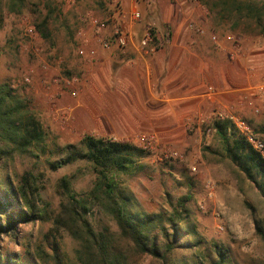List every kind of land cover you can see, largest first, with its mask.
<instances>
[{
	"label": "rangeland",
	"instance_id": "obj_1",
	"mask_svg": "<svg viewBox=\"0 0 264 264\" xmlns=\"http://www.w3.org/2000/svg\"><path fill=\"white\" fill-rule=\"evenodd\" d=\"M135 2L143 6L137 10L139 21L131 20L134 10L124 9L121 0H0V86L7 85L25 109L35 113L44 132L39 149L15 155L0 167L1 186L7 189L19 185L23 175L30 176L37 189V209L44 216L20 228V242L10 251L22 264H88L90 252L83 247V231L72 209L93 231L111 239L117 235L115 223L99 206L102 195L93 193L96 175L90 163L77 161L56 171L49 163L60 160L68 146L81 147L84 135L139 147L138 136L150 133L157 136V142L137 160L140 170L117 179V191L129 199L128 209L140 216L168 214L187 196V217L181 226L191 232L185 242L197 244L195 250L183 254L189 264H212L214 245L225 250V264H260L264 243L256 235L255 223L264 221V192L226 157L211 127L214 118L180 124L173 137L159 136L145 129L155 123L144 121L148 117L143 116V107L134 108L137 114L125 115L124 110L133 109L120 106L113 96L104 101V94L94 95L101 88L92 74L100 68L102 75L104 68L101 41L111 37L114 27H127L131 36L147 28L155 34L159 31L151 21L155 4L195 9L201 5L197 0ZM86 14L107 21L105 30L97 33L86 22ZM199 14L207 20L200 27L204 34L209 33L210 41L219 37L232 48V61L240 69L239 105L221 112L246 122L252 137L264 145V93H257L264 85V33L250 19H242L233 30L232 21H219L204 10ZM45 20L46 37H41L36 27ZM162 29L168 31L167 26ZM78 33L87 42V50L95 52L92 59L78 56ZM72 80L77 82L71 85ZM99 115L111 120L106 130L92 118ZM122 118L125 123L119 122ZM168 151L179 157L165 158ZM193 166L196 172L191 171ZM63 178L69 192L62 186ZM114 248L119 249L116 242ZM127 255L130 264H159L149 256Z\"/></svg>",
	"mask_w": 264,
	"mask_h": 264
},
{
	"label": "trees",
	"instance_id": "obj_2",
	"mask_svg": "<svg viewBox=\"0 0 264 264\" xmlns=\"http://www.w3.org/2000/svg\"><path fill=\"white\" fill-rule=\"evenodd\" d=\"M197 1L205 6L209 14L214 13L219 21H232L233 30L239 27L242 19H250L260 28V33H264V0H256L262 3L260 7L246 0ZM45 25L46 20L36 27L41 37H46ZM151 34L154 35L152 30ZM211 127L222 142L226 157L264 192V157L237 133L228 120L214 119ZM43 141L44 132L35 113L27 111L7 85L0 86V167L6 166L15 155L32 154V150L39 149ZM80 145L79 148L68 146L63 157L50 162L49 167L56 171L77 161L88 162L93 167L96 175L93 193L102 195L99 206L115 223L117 235L111 239L96 233L72 209L83 231L80 238L83 247L90 252L87 263L130 264L127 257L129 253L135 258L149 256L159 264H189L183 254L197 247L196 243L185 242V237L191 232L181 226L186 221L185 203L189 198L180 199L168 214H134L128 209L129 199L117 191V179L140 170L137 160L145 151L132 144L91 135H84ZM61 183L69 192L65 178ZM4 187L0 182V264H22L19 256L11 253L10 248L20 242V228L33 225L44 216L37 209L34 197L37 189L30 182L28 174L21 177L20 184L15 188ZM255 225L256 235L264 243V221H257ZM115 242L119 249L114 248ZM213 250L215 260L212 264H225V250L218 245H214ZM260 264H264V260Z\"/></svg>",
	"mask_w": 264,
	"mask_h": 264
},
{
	"label": "crops",
	"instance_id": "obj_3",
	"mask_svg": "<svg viewBox=\"0 0 264 264\" xmlns=\"http://www.w3.org/2000/svg\"><path fill=\"white\" fill-rule=\"evenodd\" d=\"M121 1L124 9L143 10L141 3ZM199 9L208 13L198 4L197 9L155 4V17L151 18L159 27L153 35L155 54L144 57L137 52L140 33L132 35L124 53L114 45L103 50V74L100 68L92 74L101 88L94 95L104 94V101L113 96L120 106L133 109L124 110L125 115L137 114L134 108L143 107V116L148 117L144 121L155 123L145 129L167 137H173L180 124L204 121L214 112H228L239 105L243 87L239 85L240 69L229 59L232 48L219 37L213 43L209 33L200 35L190 29L191 25H207ZM163 25L168 29L165 33ZM92 118L104 130L111 122L105 115ZM119 122H124L123 118Z\"/></svg>",
	"mask_w": 264,
	"mask_h": 264
},
{
	"label": "built area",
	"instance_id": "obj_4",
	"mask_svg": "<svg viewBox=\"0 0 264 264\" xmlns=\"http://www.w3.org/2000/svg\"><path fill=\"white\" fill-rule=\"evenodd\" d=\"M141 19V15L139 12L134 11L131 14V20L139 21ZM110 21L114 24V18H111ZM86 22L89 24L90 27L94 28L97 33L102 32L106 28L107 21H103L91 14H86ZM190 29L193 30L196 34L203 35L204 30L197 26H190ZM31 33V31H30ZM230 40V38H228ZM78 40L80 41V45L77 49V54L80 57H85L87 59H92L95 55L93 50H87V42L82 39V34L78 33ZM132 40V36L127 29V27L120 26L114 27L112 35L109 39L101 41V47L104 50H107L111 47V45L116 46V48L124 53L126 48L130 45ZM211 41L213 43H217L218 40L215 36L211 37ZM137 52L144 57L151 56L155 54L156 47L153 35L151 34V29L147 28L141 35L136 45ZM234 52L230 53V58H233ZM28 82V80H25ZM77 80H72L71 85L76 83ZM70 84V82H67ZM257 93L263 94L264 93V85L258 87ZM71 96L75 97V91L71 92ZM212 118L215 120H228L235 129L246 139V141L252 146V148L259 152L264 157V145L259 142L258 140L254 139L250 133L248 125L246 122L241 120L240 118L236 117L234 114L224 113V112H214ZM139 147L143 151H149L152 149L153 145L157 142V136L155 134L150 133H142L138 136ZM165 158L172 157L177 158L179 157L178 153L175 151H168L166 152ZM192 172H196V168L193 166L191 168Z\"/></svg>",
	"mask_w": 264,
	"mask_h": 264
}]
</instances>
